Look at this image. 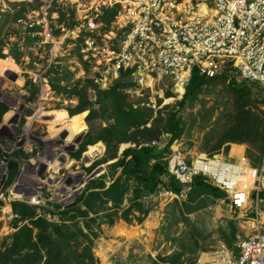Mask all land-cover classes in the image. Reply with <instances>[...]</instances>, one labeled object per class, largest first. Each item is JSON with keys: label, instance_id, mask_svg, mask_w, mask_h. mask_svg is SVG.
<instances>
[{"label": "built area", "instance_id": "1", "mask_svg": "<svg viewBox=\"0 0 264 264\" xmlns=\"http://www.w3.org/2000/svg\"><path fill=\"white\" fill-rule=\"evenodd\" d=\"M0 54L17 71H0V104L7 108L0 123V223L8 228L1 240L24 225L13 228V216L5 223L12 204L59 222L60 213L105 173L106 164L88 171L104 157L103 143L93 145H100V153L92 160L86 157L90 146L80 152L87 126L78 130L49 116L65 110L70 121L69 109L78 104L53 90L55 77L71 73V81L59 83L67 88L89 80L90 101L123 75L133 97L163 80L184 94L194 73L206 79L235 73L264 88V0H0ZM165 160L183 190L162 189L144 200H181L202 178L226 195L223 204L246 231L236 237L237 256L227 264H264V156L257 167L218 154L188 159L178 149Z\"/></svg>", "mask_w": 264, "mask_h": 264}, {"label": "trees", "instance_id": "2", "mask_svg": "<svg viewBox=\"0 0 264 264\" xmlns=\"http://www.w3.org/2000/svg\"><path fill=\"white\" fill-rule=\"evenodd\" d=\"M108 14L106 23L113 17L114 11ZM14 58L19 60L18 55ZM228 77L206 79L194 73L185 88L183 99L159 110L156 118H153L152 111L138 104L144 96L130 98L125 92L132 87L125 75L108 90H96L95 103L90 101L87 93L90 87H94L89 80L67 88L61 87L59 83L61 80L71 81V73L64 70L62 78L55 77L52 88L57 94L78 99V104L69 109L70 116L87 113L84 121L88 131L80 152L99 142L105 145L104 157L96 161L88 171L102 164H106L108 170L88 184L89 192L77 204L60 213L59 222L36 218V210L25 204H12L13 213L26 223L8 237L9 242L3 244L0 249V264H99L94 249L98 246L104 225L113 227L119 220L142 223L151 211L145 205V198L162 189L174 193L183 190L169 176L165 160L172 146L184 133L185 123L179 114L187 102L197 100L207 84L227 80ZM229 82L228 91L235 100L227 115V124L217 133L218 141L210 149L216 153L226 144L246 145L250 164L257 167L264 156V116L253 111L252 105L264 102L261 97L263 91L255 90L259 86H255L254 82H237L233 78ZM27 86L32 93L36 91L31 84ZM165 95L166 98L171 97L169 92H165ZM6 110L0 104V123ZM164 135L169 136L165 141L161 140ZM152 142L158 145L152 146ZM122 144H131L133 147L125 149L119 156ZM225 149L227 151L228 148ZM98 153V149H93L89 157L95 158ZM225 196L221 190L197 177L187 194L188 200L182 203V207L189 214L198 208L191 207L188 201L200 199L204 202L207 197L216 200L224 199ZM228 231L232 242L236 233L234 222L228 224ZM188 248L192 253L199 251L197 242ZM186 253L183 249L167 256L149 258V264H183Z\"/></svg>", "mask_w": 264, "mask_h": 264}, {"label": "rangeland", "instance_id": "3", "mask_svg": "<svg viewBox=\"0 0 264 264\" xmlns=\"http://www.w3.org/2000/svg\"><path fill=\"white\" fill-rule=\"evenodd\" d=\"M1 64L3 65L4 69H12V72L17 73L15 65L13 63H8L6 61L1 62ZM231 78L235 79L237 82L242 81L237 74L232 73L229 75L227 80H218L217 82L207 84L202 89L196 101H194L193 103H186L185 107L179 114V117L185 123L184 133L182 134V137L172 146L173 150L178 149L183 154L189 155L218 154L228 159H243L244 161L250 164L251 161L248 159V147L246 145L226 144L221 147L219 152L216 153L211 152L210 149L211 146L215 145L218 141L217 133L220 131L221 128H223V126L227 124V115L229 114V111H231L233 101L235 100L233 94L228 91V85L230 83L229 81ZM254 84H256L255 86H259L254 88L255 90L263 91L261 97L264 100V88L258 83ZM72 86V84L69 85V87L71 88ZM146 91L147 90L142 91L141 97L144 96V98L143 100L140 99L138 104L141 107L147 108L152 111L153 118H156L158 116L159 110L164 109L168 105H174L176 102L181 101L183 99V95L185 94V92L184 94H182V87L179 88V92L181 93L180 94L176 91L174 86H171V84H169V82L165 80L161 81L159 86L156 87L153 91H147L148 93H146ZM165 92L171 93V97L166 98ZM129 96L130 98H138L137 96ZM91 102L95 103L96 101ZM252 109L253 111L260 113L262 116H264V102H255L252 105ZM162 114H164V112H162ZM86 115L87 113L84 112L71 117H78L79 119H77L75 122L79 123L80 121H83L84 125H86L83 119ZM148 126H150V124ZM168 137V135H164L161 140L165 141V139ZM123 145L127 144H122L121 146L124 147ZM225 148H228L227 151ZM93 149H98L100 153V145L90 146L86 153L87 158L90 156ZM89 158L90 160L94 159L91 157ZM97 173L98 170L95 172L94 176ZM260 197L264 200V192L260 194ZM204 203L206 207L194 211L191 214L180 213V207L182 206H180L179 203L165 204L166 206L164 207L160 206L161 204L159 203L156 205L154 211H158V209L162 210L160 211L161 215H159V220L155 218L156 224H151L152 226H155V228H153V232L151 234L152 237H150L149 242L152 248L156 249V251L159 250V252H153L151 258H156L157 256H167L176 251H183V249H185V253H192V250H190V248L188 247H192L193 242H197V249L202 251L203 249L205 250V246L209 247L216 244L217 239H225L224 229H215V226L213 229L209 228L207 224L210 223V221L207 219L206 216L202 214H206L212 220V218L214 217V212L216 210H219L220 213H216L215 216H222L221 220L227 221L229 220L227 219V216H229V214L227 212L226 206H224L223 204L219 205L218 202L212 205L211 199L208 197L206 198ZM126 205H128V203ZM210 206L212 207L210 208ZM259 209L264 210V203L259 205ZM148 215L145 217L143 222L146 220ZM6 219H9L8 215H6ZM119 221H117L115 225L119 223ZM134 222L137 223L136 221H133L127 224L134 225ZM4 227L5 226H3L2 224L0 225V232L4 233L6 231ZM110 229L111 228L107 227L106 225L103 226L101 230V238L97 242L98 246L96 245L94 249V252L96 251V256L98 258L100 257L102 262H104L105 264L108 262V259L109 263L111 264H140V257H138L137 253H126L125 255H123L122 252L117 249V247H114L115 250L113 253H111V255H103V253H100V243L103 244L105 243V241L111 239L110 237H108V232ZM149 230L150 229H148V231ZM7 239L8 238L6 237L0 240L2 241V247L3 243L7 242ZM170 250H172V252L166 254ZM191 253L186 254L190 255ZM135 256H137V259L134 258ZM194 256H196V254H194L193 257L190 258H194Z\"/></svg>", "mask_w": 264, "mask_h": 264}, {"label": "crops", "instance_id": "4", "mask_svg": "<svg viewBox=\"0 0 264 264\" xmlns=\"http://www.w3.org/2000/svg\"><path fill=\"white\" fill-rule=\"evenodd\" d=\"M17 15L18 14H16L14 17H11V19L15 20L17 18ZM123 146L124 147L121 146V148L119 150V156L122 154V152L125 149L133 147V146H131V144H127V145H123ZM186 156L189 159L190 157L200 156V155H189V154H186ZM104 167H105V173H102V175L106 174V172L108 170L107 166H104ZM102 175H100V177ZM208 198L211 199V202H212L211 204L212 205L216 204L217 202H218L219 205L223 204L222 199L213 200L211 197H208ZM187 200L188 199H187V195H186L181 200H174L173 202H171V204L178 202L180 204V206H182V203L183 202H187ZM204 202L200 201V199H197V200H195L193 202H189L188 201V203L190 204L191 207L198 208V209H195L194 211H197V210H200V209L206 207L205 205H203ZM158 203L159 202H158L157 199H148V200L145 201V205L147 207L154 208V209H151L150 214L148 215V217L146 218V220L143 223H135L134 222V225H129V224L123 222V221H119V223H117L113 228L110 227L111 229L108 232L109 233L108 237H110L111 239L105 241V243H103V244L100 243V245H99L100 253L101 254L103 253V255H106V254L107 255L108 254L111 255V253H113L114 250H115L114 247H117V249L120 250L123 255H125L126 253H129V254L130 253H137L138 257H140V261H141L140 264H149V257L151 258L152 253L153 252H156V253L159 252V250L156 251V249L152 248V246H151V244L149 242L150 241V237H152L151 234L153 232V228H155V226H152V225L156 224V219L155 218L158 219L159 215H161L160 211L162 209H158V211H154L155 208H156V205ZM199 203L202 204V206L198 207L197 205ZM125 204H127V203H125ZM159 204H161L160 206H163V207L166 206L165 204L162 205V203H159ZM224 206H226V205H224ZM211 207L212 206H210V208ZM226 208H227V206H226ZM10 210H8V209L6 210V215H8V217L13 216V218H15L14 217V215H15L19 219V223H23V224L26 223V221L25 222L20 221V218L16 214L13 213L12 207L10 208ZM194 211H192L191 213H193ZM227 212H228V208H227ZM9 213H11V214H9ZM180 213H185L183 207H180ZM191 213H189V214H191ZM216 213H220L219 210H216L214 212V217L212 218V220L206 214L203 213L202 215L206 216L207 219L210 221V223L207 224V226L209 228L213 229L214 226H215V229H218V228L224 229V231H225V239L221 240L220 238L219 239L216 238L217 239L216 244H214L212 246H209V247L205 246L204 247L205 250H203V251L199 250L198 253H191L190 255L186 254L187 257L185 255V257H184L185 258V262L183 264H227V260L233 259V258H235L237 256L236 237L238 235L243 236L246 231L243 230L242 228L238 227V222H236V219L231 217L229 212H228L229 216H227L228 217L227 219H229V220H227V221L221 220L222 216L221 217H216L215 216ZM6 215H5V217H6ZM13 218H12V220H13ZM9 219L5 218V223L8 222ZM12 220H11V225L14 228V226L12 224ZM231 221L235 223V230H236L235 231L236 233H235V236H234L232 242H231V237H230L229 231H228V224ZM261 222L264 224V216H263ZM1 224L3 226H5L3 224V222L0 223V225ZM17 227H18V225H17ZM4 228L8 232V228L7 227H4ZM148 229H150V230L148 231ZM4 233L2 232V234H4ZM12 234H10L9 236H11ZM7 240L9 242V239H7ZM115 243H116V245H115ZM193 243H195V242H193ZM171 252H172V250H170L166 254H169ZM194 254H196V256H194V258H190V257H193ZM134 258L137 259V256H135ZM98 259L100 261V264H105L104 262H102L100 257ZM153 259H155V257ZM106 264H111V263H109V259H108V262Z\"/></svg>", "mask_w": 264, "mask_h": 264}, {"label": "bare ground", "instance_id": "5", "mask_svg": "<svg viewBox=\"0 0 264 264\" xmlns=\"http://www.w3.org/2000/svg\"><path fill=\"white\" fill-rule=\"evenodd\" d=\"M2 61H0V71L4 69L3 65L1 64ZM12 70V69H11ZM49 116L53 118V122H63L64 124H72L73 127L76 129H81L84 126L83 121H80L79 123H76L75 121L79 119L78 117H69L71 118L70 121H67L68 114L65 110H52L49 113ZM73 133L76 132L75 130L72 131ZM203 157V155H201Z\"/></svg>", "mask_w": 264, "mask_h": 264}, {"label": "water", "instance_id": "6", "mask_svg": "<svg viewBox=\"0 0 264 264\" xmlns=\"http://www.w3.org/2000/svg\"><path fill=\"white\" fill-rule=\"evenodd\" d=\"M18 223H19V219L17 217L13 218L12 224H13L14 228H17Z\"/></svg>", "mask_w": 264, "mask_h": 264}]
</instances>
